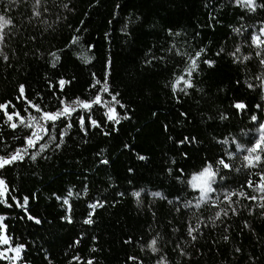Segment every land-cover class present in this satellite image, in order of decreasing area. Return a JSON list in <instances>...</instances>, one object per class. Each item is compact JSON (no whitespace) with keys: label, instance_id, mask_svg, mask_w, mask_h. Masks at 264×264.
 I'll return each instance as SVG.
<instances>
[{"label":"trees","instance_id":"16d2710c","mask_svg":"<svg viewBox=\"0 0 264 264\" xmlns=\"http://www.w3.org/2000/svg\"><path fill=\"white\" fill-rule=\"evenodd\" d=\"M0 14V156L27 147L21 119L75 108L0 169V235L22 246L0 264H264L262 167L240 150L264 122V0H0ZM208 165L198 204L189 181Z\"/></svg>","mask_w":264,"mask_h":264},{"label":"snow or ice","instance_id":"6c2138e0","mask_svg":"<svg viewBox=\"0 0 264 264\" xmlns=\"http://www.w3.org/2000/svg\"><path fill=\"white\" fill-rule=\"evenodd\" d=\"M37 4H39L40 0H36ZM245 3H247L248 5L252 6V10H255V0H245ZM37 15L39 14L38 12L36 13ZM11 21L6 19L4 16H0V32H2V29L4 26H6L7 24H10ZM2 35H0V39H2ZM76 40H73V43H75ZM254 42L257 43V46L260 45L261 41L259 39V37H254ZM237 51H239V49H237ZM199 53H197V58L199 57ZM235 55V54H234ZM257 55H259V53H257ZM53 56H55V53H53ZM56 59H59V57H56ZM245 59H247V57H245ZM261 63L264 64V60H261ZM197 63H196V59H193L191 62V66L188 70V75L191 76L192 71L196 68ZM183 81L185 87H192L191 83L188 80H185L183 76L178 77L177 81H176V85H174V90L175 87L178 86L180 84V82ZM64 81H60L61 86L64 84ZM99 83V82H97ZM103 90L106 92L107 89V83L105 81V86L103 88ZM183 90V89H181ZM21 93H23L24 89L23 86H21L20 88ZM115 96H113V100H115ZM101 101V97L99 95H97L94 99V101L92 103L95 104H99ZM74 103H79L82 107L88 109L91 108V104L89 103H85L82 101H77ZM118 103V101H117ZM6 105H0V109L6 108ZM36 108L37 111H42L39 106H34ZM237 108H243L244 105L242 104H237L236 105ZM75 111L74 107H64L61 111H58L56 113H44L39 119L45 122H51L53 128L55 127V122L60 119L61 117H68L71 116L72 112ZM109 112L111 113L110 115H108V119L109 120H115L117 123H119V120L117 119V114L115 113L114 109H109ZM16 116H19V113L15 114ZM13 119L12 115H8V120L11 121ZM37 118L36 117H31V120L35 121ZM253 119H255V117H253ZM20 123L23 124L25 127L28 128H32L33 124L32 123H25L23 119L20 120ZM80 123L81 126L83 127L84 125V119L83 117H81L80 119ZM93 125H95V121H92ZM12 128H16L17 125L15 123L11 124ZM40 131H33L32 134L27 138V147L23 148V149H17L15 153H13L11 156L9 157H3L0 156V169H3L6 165H10L12 163H14L17 160H23L24 159V155L27 154L28 148H32L35 147L36 142L43 139L44 135H48V129L46 127H44L43 124L38 125ZM68 127H71V124L68 125ZM264 127V126H262ZM42 133V134H41ZM52 139H55V137L53 136ZM187 139V138H186ZM61 142H62V138H61ZM264 143V136L261 137V140L259 142H257V144L249 149V153H256L257 150L259 148H261V144ZM46 147V145H40L41 150H43ZM39 153H37L36 155H38ZM36 155H32L31 159L35 160L36 159ZM141 159H143V157H140ZM245 161H247V166L248 167H255L258 163H260V156L256 155V156H245L244 157ZM105 163H107V161H105ZM218 163L220 165H222L224 168H229L230 165L225 163L223 160L218 161ZM218 173V169L214 170L212 165H208L206 166L201 172L193 175V177L191 178V180L189 181L190 186L193 189H199L200 192L203 195H206L209 192L214 191V189L212 188V184L216 182V176ZM262 180H264V178H262ZM248 186L249 187H253V183L251 181L248 182ZM256 190L258 192L264 193V183H262L261 185L256 186ZM7 191V186L5 184V181L0 180V197H3L5 192ZM134 195H136L137 197L139 196V193H135ZM235 195V193H226L225 194V198L228 200V202L231 204L232 200H231V196ZM241 195H243V193H241ZM250 199H257V197L252 196L250 197ZM261 199H264V196L261 197ZM27 202V201H25ZM199 205H197L198 207ZM261 207H264V204L260 205ZM93 208L96 207V205H92ZM224 211V210H221ZM233 212L235 213V209H233ZM224 214L227 215V212L224 211ZM217 219L220 218V213L218 212L216 214ZM3 218L0 217V220H2ZM39 222V221H37ZM86 223H91V220L89 219L88 221H86ZM195 229L190 228L189 229V234L191 235V232L194 231ZM193 239H195V237H193ZM9 241L7 239L6 236H0V244H7ZM156 240H152L149 244V247L151 248V250L153 252L158 251V249L156 248ZM22 248V246H21ZM21 248H16L14 249V251L16 252L17 256H19ZM3 256V253H0V257ZM88 264H92L91 261L88 262Z\"/></svg>","mask_w":264,"mask_h":264},{"label":"rangeland","instance_id":"374dc122","mask_svg":"<svg viewBox=\"0 0 264 264\" xmlns=\"http://www.w3.org/2000/svg\"><path fill=\"white\" fill-rule=\"evenodd\" d=\"M233 2H235L236 4H242L244 7H247V8H252V6H250V5H248L247 3H245V0H233ZM0 16H4V15L0 14ZM4 17H5L6 19H8L6 16H4ZM8 20H9V19H8ZM9 25H10V24H7L6 26H4L3 29H2V32H0V35H2L3 38H4L5 30L8 28ZM260 31H261L262 33H264V28H262ZM254 37H259L260 41L262 42V37L260 36L259 33H255V34H254ZM3 38L0 39V53H1V51H2ZM254 43L257 44L256 42H254ZM189 68H190V67H188V68L184 71V73H183L181 76H183L185 80H188V81L190 82V76L188 75V70H189ZM181 76H180V77H181ZM176 81H177V80H176ZM190 83H191V82H190ZM175 85H176V82H175ZM183 88H185V85H184L183 81H181L180 84H179L178 86H176V89H183ZM82 102H85V103H89V104H90V102H88V101H82ZM74 105H75V107L81 106L79 103H78V104L74 103ZM110 114H111V113L109 112V115H110ZM30 123L33 124L32 132H33V131H37V132H39L40 129H39L38 125H40V124H43L44 127H46L45 121H42V120H39V121H38V119L35 120V121L31 120ZM262 126H264V122H263V124L261 125L260 130H259V141L261 140V137L264 136V127H262ZM41 134H42V133H41ZM259 141H258V142H259ZM256 144H257V143H255V144H254L253 146H251V147H245L244 145H240V150H242V152L244 153V157H245V156H249V155H252V156H256V155H258V156H260V158H261V159H260V163H258V164L255 166V167H257V168H258V167H262V172H258V173H260V177H261V180H260L259 183L257 184V186H258V185H261L262 183H264V180H262V178H264V143L261 144V148H259V149L257 150L256 153H251V154H250L249 151H248L249 149L253 148ZM262 163H263V165H261ZM246 164H247V161H246ZM260 165H261V166H260ZM204 168H205V167H204ZM204 168H203V169H204ZM203 169H201L200 171L194 173L193 175H195V174L201 172ZM193 175H192V177H193ZM0 180H1V179H0ZM215 183H216V182H215ZM215 183L212 184V188L214 189V191H215V188H214ZM254 189H255V191H256V193H257V196H260V197L264 196V193L258 192V191L256 190V186L254 187ZM195 190H197L198 193H199V195H198V204H199V203H202V202H204V201H206V200H208V199L210 198V195H211L212 192H213V191H212V192H209V193H207L206 195H203V196H202V193L200 192L199 189H195ZM0 236H6V235H5L4 233H2ZM6 237H7V236H6ZM7 239H8V238H7ZM8 241H9V240H8ZM7 245H9V242H8L7 244H0V253H3V257H5V258H9L10 256H11V257L13 256V259H14L13 262H16L17 259H18V257H19V256H17L16 252L14 251V249H16V247H14V248H10V247H8Z\"/></svg>","mask_w":264,"mask_h":264}]
</instances>
